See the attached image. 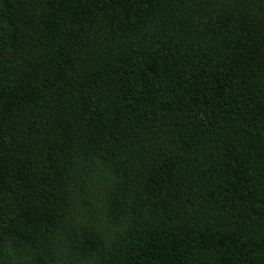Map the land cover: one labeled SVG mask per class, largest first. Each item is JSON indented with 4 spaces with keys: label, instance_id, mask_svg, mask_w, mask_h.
Segmentation results:
<instances>
[{
    "label": "trees",
    "instance_id": "1",
    "mask_svg": "<svg viewBox=\"0 0 264 264\" xmlns=\"http://www.w3.org/2000/svg\"><path fill=\"white\" fill-rule=\"evenodd\" d=\"M67 241L264 264V0H0V259Z\"/></svg>",
    "mask_w": 264,
    "mask_h": 264
},
{
    "label": "rangeland",
    "instance_id": "2",
    "mask_svg": "<svg viewBox=\"0 0 264 264\" xmlns=\"http://www.w3.org/2000/svg\"><path fill=\"white\" fill-rule=\"evenodd\" d=\"M80 176V174L78 175ZM107 184V182H105ZM96 184V189L99 191H103L104 189V184L103 182L99 179L96 178L93 180L91 186ZM68 192L70 193L69 196V201H66V208L64 209V214L66 216V220H70V223H74L73 221H78V226L83 227L85 226V220H84V214L87 216V213H85V210L82 209L80 206L82 203L81 198L83 199L85 196L80 195L78 188H77V181L73 180L68 182ZM67 224V229L69 228V222H65ZM58 233V232H57ZM42 243V242H41ZM41 243H37L34 245L36 248H32L31 250L28 251H19L16 252L13 250L12 252L10 251L9 254H7L8 257L0 259V264H31L29 261L33 257L36 249H42L44 248H39L41 246ZM11 245V244H10ZM76 246L73 241H67L65 250H57V249H52V247L49 249L50 253H55V252H62V254L56 256V254H53V260L50 264H87V259H85L83 256L80 255V253L77 251L74 252H69V250L73 247ZM43 252V251H42Z\"/></svg>",
    "mask_w": 264,
    "mask_h": 264
}]
</instances>
